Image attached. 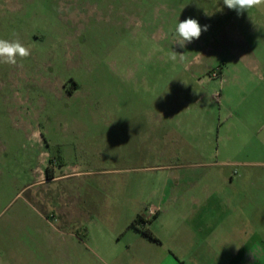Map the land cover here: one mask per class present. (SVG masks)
I'll list each match as a JSON object with an SVG mask.
<instances>
[{
	"label": "rangeland",
	"instance_id": "374dc122",
	"mask_svg": "<svg viewBox=\"0 0 264 264\" xmlns=\"http://www.w3.org/2000/svg\"><path fill=\"white\" fill-rule=\"evenodd\" d=\"M0 39L30 49L0 63V264H112L172 186L264 221V6L0 0Z\"/></svg>",
	"mask_w": 264,
	"mask_h": 264
},
{
	"label": "crops",
	"instance_id": "0c3cea01",
	"mask_svg": "<svg viewBox=\"0 0 264 264\" xmlns=\"http://www.w3.org/2000/svg\"><path fill=\"white\" fill-rule=\"evenodd\" d=\"M178 188H165L171 195L150 205L154 216L138 215L145 221L138 227L153 238L130 227L112 264H264L259 203L214 200L209 186L200 197L193 191L188 201L178 200Z\"/></svg>",
	"mask_w": 264,
	"mask_h": 264
},
{
	"label": "clouds",
	"instance_id": "9594fccd",
	"mask_svg": "<svg viewBox=\"0 0 264 264\" xmlns=\"http://www.w3.org/2000/svg\"><path fill=\"white\" fill-rule=\"evenodd\" d=\"M223 4L230 10H235L238 14L253 8L264 6V0H223ZM208 26H201L197 20L188 18L180 21L173 33L175 43L180 47H185L186 44L192 43L195 39H199L202 31H207ZM30 56V49L24 46L19 39L5 40L0 39V63L15 66L17 65V57L27 58ZM169 58L176 62L178 54L172 51ZM185 59L183 54H179V60Z\"/></svg>",
	"mask_w": 264,
	"mask_h": 264
},
{
	"label": "trees",
	"instance_id": "16d2710c",
	"mask_svg": "<svg viewBox=\"0 0 264 264\" xmlns=\"http://www.w3.org/2000/svg\"><path fill=\"white\" fill-rule=\"evenodd\" d=\"M49 179H52L51 176H49ZM145 223L144 219L142 216H138L134 221L133 223L131 224V228H136L138 230H140L142 233H144L145 235L149 236L150 238H153V235L152 233L147 230V229H140L138 226Z\"/></svg>",
	"mask_w": 264,
	"mask_h": 264
},
{
	"label": "built area",
	"instance_id": "2783aa9c",
	"mask_svg": "<svg viewBox=\"0 0 264 264\" xmlns=\"http://www.w3.org/2000/svg\"><path fill=\"white\" fill-rule=\"evenodd\" d=\"M150 214L151 215H155L156 213H155V210H150Z\"/></svg>",
	"mask_w": 264,
	"mask_h": 264
}]
</instances>
